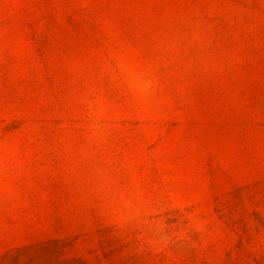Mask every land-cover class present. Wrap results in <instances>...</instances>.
<instances>
[{
    "label": "rangeland",
    "instance_id": "obj_1",
    "mask_svg": "<svg viewBox=\"0 0 264 264\" xmlns=\"http://www.w3.org/2000/svg\"><path fill=\"white\" fill-rule=\"evenodd\" d=\"M0 264H264V0H0Z\"/></svg>",
    "mask_w": 264,
    "mask_h": 264
}]
</instances>
